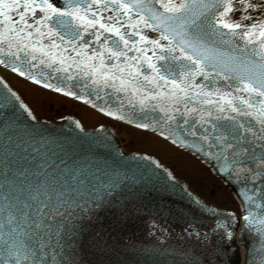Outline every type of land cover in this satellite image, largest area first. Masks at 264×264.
Here are the masks:
<instances>
[{"label": "snow or ice", "instance_id": "6c2138e0", "mask_svg": "<svg viewBox=\"0 0 264 264\" xmlns=\"http://www.w3.org/2000/svg\"><path fill=\"white\" fill-rule=\"evenodd\" d=\"M0 64L66 96L84 99L78 86L97 99L111 89L127 94L133 110L159 108L171 135L191 136L190 147L242 185L245 201H264V0H0ZM114 184L101 194L5 176L0 264H80L72 217L101 207ZM243 220L242 231L260 225L264 247V218ZM217 227L230 246L234 224ZM224 254L221 244L203 260L162 253L185 264H215Z\"/></svg>", "mask_w": 264, "mask_h": 264}, {"label": "water", "instance_id": "95a60500", "mask_svg": "<svg viewBox=\"0 0 264 264\" xmlns=\"http://www.w3.org/2000/svg\"><path fill=\"white\" fill-rule=\"evenodd\" d=\"M157 37V33L150 36ZM33 73L38 74L39 69H34ZM78 87L74 90L86 97L85 100L118 116L145 118L159 124L174 139L193 141L191 136L184 135V139L177 134L172 136L164 123L165 114L159 108L143 112L137 103L133 110L125 93L117 94L106 89L97 99L94 92L88 95L92 92L91 87ZM12 93L0 80V184L7 176L10 181L24 180L26 185L33 186L46 183L59 190L85 192L87 189L91 192L96 186L103 194L106 185L115 182L101 207L88 215H80L77 210V215L72 217L76 228L73 240L80 264H185L184 256L162 253L183 252L189 254L188 261L203 260L206 252L218 244L225 248V254L212 257L215 264H239L237 249L245 248V264H260L264 257L262 238L256 231L260 225L253 224L251 230H241L239 240L235 235L240 219L231 215L232 220H229L226 213L207 206L185 183L175 179L156 161L124 154L110 131L85 132L71 120L58 123L37 121L20 98L17 100L18 96H12ZM6 96L10 99L6 100ZM30 130L37 134L26 135ZM201 156H205L206 162L226 180L241 201L244 216L251 212L256 220L264 218V201L257 200L260 207L245 201L241 195L242 185L221 171L215 160L204 154ZM218 222L224 227L234 224L228 228L235 237L230 246L221 241L223 229L217 227ZM196 233L200 236L197 237ZM204 234L208 235L207 241Z\"/></svg>", "mask_w": 264, "mask_h": 264}, {"label": "rangeland", "instance_id": "374dc122", "mask_svg": "<svg viewBox=\"0 0 264 264\" xmlns=\"http://www.w3.org/2000/svg\"><path fill=\"white\" fill-rule=\"evenodd\" d=\"M6 75L8 81L24 97L38 118L56 120L73 115L88 129H94L101 125L112 126L117 130L119 139L127 152L145 153L155 157L170 168L176 177L184 180L207 203L221 210L240 214L239 206L227 187L189 153L173 147L152 134L143 133L124 124L105 119L87 107L61 96L39 89L30 95L25 90L28 83L9 76V74Z\"/></svg>", "mask_w": 264, "mask_h": 264}, {"label": "bare ground", "instance_id": "6f19581e", "mask_svg": "<svg viewBox=\"0 0 264 264\" xmlns=\"http://www.w3.org/2000/svg\"><path fill=\"white\" fill-rule=\"evenodd\" d=\"M0 66H3V64H0ZM4 70H6V69H3L2 67L0 68V72H4L5 73V71ZM7 71V70H6ZM27 85V84H26ZM35 89V90H34ZM25 90L27 91V93L28 94H30V95H32L31 93H35L36 92V90H38L37 88H32L30 85H28L27 86V88H25ZM88 101V100H87ZM90 102V101H89ZM91 104H92V106L93 107H95V110L96 111H98L99 113H101V114H103L104 116H106V117H109V116H114V117H116V118H118L117 116L118 115H116L115 113H113V115H109L108 114V112H109V110H107L106 112H105V110H106V108H104V107H102V106H100V105H98V104H95V103H93V102H90ZM95 105V106H94ZM103 109V110H102ZM109 115V116H108ZM104 116H102V117H104ZM70 117V116H69ZM105 118V117H104ZM106 119V118H105ZM123 121H126L125 119H122ZM170 138H173V137H171L170 136ZM172 140H174V138L172 139ZM205 165H207V164H205ZM212 165L210 164L209 165V167H211ZM231 192H233V190L231 191ZM239 203H240V205L241 206H243L242 205V203H241V201L239 200ZM239 219H240V223H238V227L239 226H241V217H239ZM239 235H237L236 237H238ZM237 252H238V254H239V256H240V259H239V264H245V261H246V258H247V251H246V248L245 249H243V250H240V249H237Z\"/></svg>", "mask_w": 264, "mask_h": 264}]
</instances>
